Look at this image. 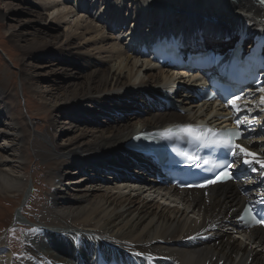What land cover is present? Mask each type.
Returning <instances> with one entry per match:
<instances>
[{"label": "bare ground", "instance_id": "obj_1", "mask_svg": "<svg viewBox=\"0 0 264 264\" xmlns=\"http://www.w3.org/2000/svg\"><path fill=\"white\" fill-rule=\"evenodd\" d=\"M88 1L44 0L45 8H53V13H57L52 19L54 22L69 23L74 17L69 23L73 30L70 29L64 42L55 37L50 42L45 38L50 37L48 31L42 27L31 32L21 27L6 32L18 50L19 91L27 103L32 98L28 92H38L35 85L40 76L38 64L29 62L31 57L37 58L48 51L54 57L50 71L59 72L63 81L62 97L55 95L56 88L48 85L50 88L44 94L50 103L41 96L39 103L34 100L25 106L29 119L42 120L38 116L44 115L47 123L45 131H35L30 142H26L28 122L10 115L11 101L4 96L15 88V83L0 80V140L7 146H0V196L21 198L24 203L31 194L32 177L30 185L26 173L12 176L13 171L5 160H14L20 172L25 171V142L33 159L48 170L45 173L49 185L47 199L41 205L38 225L24 243L26 257L22 264H94L95 255L89 253L90 239L100 247L105 242L131 258L144 256L147 263L264 264V231L252 228L239 233L234 222L245 202L264 197V167L261 166L264 163V103L261 102L264 93L259 99L238 103L249 108L245 109L249 115L259 118L261 127L253 130V135L259 134L258 138L238 143L254 156L241 153L239 148L236 151L237 163L244 164L245 159L256 163L248 178L252 180L250 185L227 183L189 191L168 188L164 195L178 201V206H170L150 199L151 192L143 196L87 191L76 196L54 184L62 181L71 167L96 172L93 176L99 178L103 177L100 173L117 176L116 172L122 171L125 174L113 178L114 181L135 182L141 177L147 190L153 191V181L146 175L147 165L150 169L152 165L149 163L143 169L136 166L135 156L124 150L126 140L141 130L164 129L174 124L205 122L220 127L223 121L218 116L226 115L220 107L208 102L190 101L188 91L195 89L194 75L197 74L188 76L185 71L160 68L141 59L144 56L137 47L155 30L164 27L178 33L182 29H203L206 47L219 46L222 33L234 36L233 39L243 35L252 40L264 32V14L260 8L253 0ZM6 9L8 14H1V18L14 17L15 12L8 5ZM88 19L95 23L91 24ZM161 91L166 92L165 96L172 95L179 111L156 100ZM60 100L62 103H58ZM62 110L72 119L79 116L83 119L64 122L66 129L75 135L59 144L51 132L55 131L56 115ZM121 112L136 114L134 122H129L133 117H118L116 122L110 119V113L117 117ZM95 114L106 116L114 123L102 119L84 122L86 117ZM126 171L137 177L133 179L134 175ZM163 196L160 200L165 199ZM4 243L0 239V264H13L15 252ZM75 249L78 256L74 255Z\"/></svg>", "mask_w": 264, "mask_h": 264}, {"label": "rangeland", "instance_id": "obj_2", "mask_svg": "<svg viewBox=\"0 0 264 264\" xmlns=\"http://www.w3.org/2000/svg\"><path fill=\"white\" fill-rule=\"evenodd\" d=\"M46 1H59V0H46ZM87 2H89L87 0ZM6 5H8V8L12 9L14 11V17L7 16L4 18H1L0 16V80H4V82H13L15 83L14 87L7 92H5L4 96L7 97L11 101L10 105V115H13L15 117H20L19 119L21 121L27 120L28 124H26V142H30V137H32L33 133L35 131L37 132H43L46 129V120L45 116H38L41 117L42 120H39L38 118H31L28 116V113L25 110V106H29L31 102L34 100L39 103V99L41 96H44L47 99V102L50 103V99L46 94H44L46 90H48V85L55 87L56 89L53 91L55 95H58V97H62L60 95L61 90L60 86L62 85L61 80V74L57 71L51 72L50 62L54 60V57H51L48 53V51L45 52L44 55H37L36 57H31L29 59V62L33 65L39 66L38 72H40V76L37 78L36 87L38 92H28V96L31 98V102L27 103L22 97L20 91H19V69L21 68V63L18 62V50L14 48L15 46L13 43L8 40V37L6 35L7 30H13L16 29L19 30L20 27L24 29L36 30L38 27L45 28L46 31H48V34L50 37H45L46 39L50 40V42H54L55 39H57L60 42H64L65 38L70 35V29H72L71 21L74 19L70 18L69 23H61V22H54L52 19L56 17L57 13L52 11L53 8H45L46 3L44 0H0V15L1 14H8ZM69 6V5H67ZM32 11V12H31ZM6 12V13H5ZM29 13H32L30 15ZM173 15L175 12L173 11ZM180 15V14H179ZM178 15V16H179ZM14 18V19H13ZM87 19V18H85ZM89 20V19H88ZM91 24H93L91 21ZM95 23V22H94ZM73 30V29H72ZM45 32V31H44ZM78 31L77 33H79ZM46 33V32H45ZM52 37H55L53 39ZM48 45L53 46L52 44L48 43ZM11 57V60L9 59ZM51 57V58H50ZM146 59L147 58H141ZM27 61V60H26ZM25 61V62H26ZM17 89V90H16ZM62 100V98H61ZM58 101V103H62V101ZM32 112V111H31ZM35 112V111H34ZM114 113V112H113ZM68 113L65 111H60L59 114L56 115L55 119V131L52 133L51 136L54 138V141L57 143H65L63 139L67 138L68 136H74L75 133L70 132L66 129V123L70 122L72 120L77 119H83V117L79 116L77 119H72V117L67 115ZM111 114V115H110ZM110 119H112L114 122L118 120V117H122L125 119L127 117H133L131 120L129 119V122H134L135 115L133 113L126 114V113H119V116L116 117V115H112L110 113ZM87 119H84V122L86 121H95L96 119H102V120H109L106 116H88ZM38 119V120H37ZM110 121V120H109ZM66 122V123H64ZM111 122V121H110ZM111 122V123H114ZM3 140H0V146L5 147V143H2ZM23 145V148L25 149L24 158H25V165L24 169L25 171L20 172L19 165L14 161L7 157L5 159L8 163L7 166L9 168L11 167V173L12 176H16L17 173H26V177L29 178V184L31 185V178L32 177V184L33 189L31 191V194L26 202L23 203V199L21 198H14L11 196H0V239L5 240V247H10L15 254L12 256V263L13 264H22L24 258L26 257V253L24 252V243L32 235V230L38 225V214L41 211V205L45 202L47 199V190L49 189V185L47 184L46 179V167L42 166V163L37 162L35 159H33V156H31L32 151L30 150L28 143ZM7 147V146H6ZM75 167V166H72ZM79 170V171H78ZM129 175L133 176V179L137 177V174L133 172L126 171ZM102 175L100 173L101 178L94 177L97 175V173H91V172H84L82 169L78 168H69V171L67 174L64 175L62 181L60 182H54L57 185L55 187L60 188L62 190H65L70 195H76L80 196L87 191H96V192H102V191H112L115 193H121V194H133V195H143L146 196L148 192H151L152 197H149L150 199H153L155 202H158L160 204L165 205H174L178 206V201L174 200L172 197L165 196V190L155 186L153 191H156L155 194H153V191L147 190L148 188L144 185L146 184L143 182L141 177H137V179L131 180L130 183L129 180H113V178L117 177L120 178L125 174L122 171H117V176H115L113 173H106ZM133 173V174H132ZM94 175V176H93ZM120 176V177H118ZM139 176V175H138ZM107 178V179H106ZM143 178V177H142ZM148 178V177H147ZM73 181V184H70V182ZM250 182L249 180H245L244 184H247ZM48 188V189H47ZM157 188V189H156ZM161 189V190H160ZM160 193V194H159ZM160 195L159 197L157 195ZM162 196H165V199L160 200ZM163 196V197H164ZM167 198V199H166ZM22 200V201H21ZM173 206V207H174ZM183 206H180L182 208ZM19 217V220L17 221L16 218ZM76 242H74V246ZM88 244L91 246L90 249L97 248L98 250L101 249H107L109 247H113L105 242H101V247L98 246L99 244L96 242L90 241ZM100 247V248H99ZM253 247V246H252ZM9 248V249H10ZM114 249V247H113ZM77 252V250H76ZM89 253H92L90 251ZM78 254V252H77Z\"/></svg>", "mask_w": 264, "mask_h": 264}, {"label": "snow or ice", "instance_id": "obj_3", "mask_svg": "<svg viewBox=\"0 0 264 264\" xmlns=\"http://www.w3.org/2000/svg\"><path fill=\"white\" fill-rule=\"evenodd\" d=\"M261 91H264V89H261ZM238 99H240V98L239 97L233 98V107L237 108V110H238V105L235 103V100H238ZM261 102L264 103V97L261 98ZM177 132L191 134L192 129L184 128V129H179V130H175V131L174 130H168V132L166 133V136L168 138H172V136L175 135ZM208 132L213 136L223 137L222 142L224 143V145L226 147H229V148H233V140L238 138L240 135L238 132H233V131H227L225 133H216V132H212V130L209 129ZM235 148H239L241 153H246V150L244 148H242L240 145H235ZM232 154L235 156V155H237V152L233 149ZM246 154L254 156V154H252V153H246ZM244 162L250 164L252 161L245 159ZM261 166L264 167V163H262ZM256 222L258 224H264V219L257 220Z\"/></svg>", "mask_w": 264, "mask_h": 264}]
</instances>
